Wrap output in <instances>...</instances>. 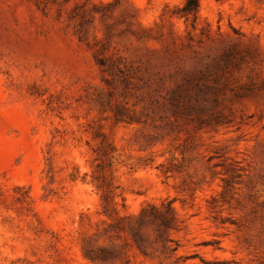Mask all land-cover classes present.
Returning a JSON list of instances; mask_svg holds the SVG:
<instances>
[{
	"label": "rangeland",
	"instance_id": "374dc122",
	"mask_svg": "<svg viewBox=\"0 0 264 264\" xmlns=\"http://www.w3.org/2000/svg\"><path fill=\"white\" fill-rule=\"evenodd\" d=\"M0 264H264V0H0Z\"/></svg>",
	"mask_w": 264,
	"mask_h": 264
}]
</instances>
